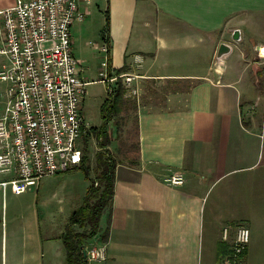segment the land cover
I'll return each instance as SVG.
<instances>
[{"label": "crops", "instance_id": "0c3cea01", "mask_svg": "<svg viewBox=\"0 0 264 264\" xmlns=\"http://www.w3.org/2000/svg\"><path fill=\"white\" fill-rule=\"evenodd\" d=\"M0 2L1 9L17 0ZM93 2L82 3L87 17L72 28L74 53L92 83L106 43V22L92 29ZM107 5L113 68L134 75L140 90L139 162L117 167L113 208L101 220L108 240L99 234L87 243L106 244L107 259L89 264H221L241 223L252 231L244 264H264V112L249 94L264 76V0ZM92 34L100 38L94 45ZM223 42L232 50L220 59ZM174 172L185 175L184 185L164 181ZM16 175L0 171V264H65L63 236L73 212L61 223L40 201L3 186Z\"/></svg>", "mask_w": 264, "mask_h": 264}, {"label": "built area", "instance_id": "2783aa9c", "mask_svg": "<svg viewBox=\"0 0 264 264\" xmlns=\"http://www.w3.org/2000/svg\"><path fill=\"white\" fill-rule=\"evenodd\" d=\"M85 1L90 2L17 0L0 9V80L7 85L0 109V171L16 172L2 184L17 194L82 164L91 128L83 101L92 82L74 53L72 28L87 17ZM99 48L104 58L97 81L106 84L108 96L116 94L121 81L129 95L138 96L136 77L110 67L109 44ZM164 181L180 186L186 177L174 172ZM231 229L223 227L224 240L230 239ZM251 238V228L238 224L221 264H244ZM86 253L90 261L106 260L107 245L86 246Z\"/></svg>", "mask_w": 264, "mask_h": 264}, {"label": "rangeland", "instance_id": "374dc122", "mask_svg": "<svg viewBox=\"0 0 264 264\" xmlns=\"http://www.w3.org/2000/svg\"><path fill=\"white\" fill-rule=\"evenodd\" d=\"M90 6L93 9L92 15H90L93 25L92 29L97 32L101 25H103L104 21L107 23V0H94ZM89 39H93L94 42H92V44L94 45L96 43L95 40L100 38L97 35L94 36L92 34ZM3 61V58H0V69ZM100 69L101 64L99 68H96V72L91 74L89 78L91 80H99ZM6 88V83L0 80V109H3L6 104V97L4 96ZM249 94L254 98V106L256 107V104L258 105L257 111L259 114H262L264 112L262 109L264 105L263 75H259V83L256 89ZM126 97L130 99L131 106H125V109L123 108V110L120 111L110 123V130L113 139L109 148L119 161L130 163L138 157L137 109L139 108L140 102L139 98L135 96L127 94ZM106 98L107 90L104 83L97 81L89 85L88 96L84 104V111L88 122L91 123V127L102 124L103 119L100 113V100L104 101ZM134 101H136L138 105L135 106ZM88 142V164L91 168V177L94 179L98 174L97 157L98 152L101 150V146L100 141L95 135H92ZM90 182L91 180L87 178L85 170L77 167L43 178L39 189L37 185L31 190L21 194V197L25 201H33L34 205H37V202L40 201L42 203L41 209L43 212L54 214L59 218V222L62 223V220H67L71 213L74 212L79 205L83 204L84 200L81 193L85 185H88ZM77 228L82 230L79 226H77ZM262 241H264V239ZM204 250L206 253L207 249L205 248ZM263 250L264 246L263 248L261 247V251ZM261 257L264 258V252ZM59 264H62V262ZM65 264H67V262Z\"/></svg>", "mask_w": 264, "mask_h": 264}, {"label": "trees", "instance_id": "16d2710c", "mask_svg": "<svg viewBox=\"0 0 264 264\" xmlns=\"http://www.w3.org/2000/svg\"><path fill=\"white\" fill-rule=\"evenodd\" d=\"M106 15L107 23L103 29V36L106 43L109 44V64L112 68L110 8L107 9ZM123 70L124 68L119 69L117 72L122 73ZM126 92L127 89L121 81L116 94L107 96L101 106L102 125L91 127L85 137V154L80 168L85 170L87 178L91 180V184L83 204L73 212L63 236L67 252V264H89V259L85 253L88 241L99 234H102L104 241L108 240L109 230L107 229L103 232L101 220L106 210L112 211L117 167L119 163H123L116 158L109 148L113 139L110 123L123 108L125 109V106H131L130 99L126 97ZM134 104L135 106L138 105L136 101H134ZM92 135L98 138L101 146L97 157L98 174L94 179L91 177V168L88 164V141ZM138 162V157L132 160V163L137 164ZM77 226L82 228V230L78 229Z\"/></svg>", "mask_w": 264, "mask_h": 264}, {"label": "water", "instance_id": "95a60500", "mask_svg": "<svg viewBox=\"0 0 264 264\" xmlns=\"http://www.w3.org/2000/svg\"><path fill=\"white\" fill-rule=\"evenodd\" d=\"M235 39H240L241 38V31L239 29H237L235 32H234V36H233ZM232 50V46H230V44L226 43V42H223L220 47H219V50H218V57L221 59L223 58L225 55H227L228 53H230ZM86 253V251H85ZM87 255V253H86Z\"/></svg>", "mask_w": 264, "mask_h": 264}]
</instances>
